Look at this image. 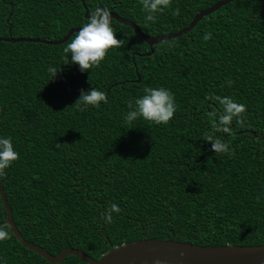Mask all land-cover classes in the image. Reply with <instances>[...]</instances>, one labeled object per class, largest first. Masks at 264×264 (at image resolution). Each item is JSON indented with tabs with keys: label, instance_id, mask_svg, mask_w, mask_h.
<instances>
[{
	"label": "trees",
	"instance_id": "trees-1",
	"mask_svg": "<svg viewBox=\"0 0 264 264\" xmlns=\"http://www.w3.org/2000/svg\"><path fill=\"white\" fill-rule=\"evenodd\" d=\"M217 1L171 0L145 25L140 0H0V37L59 39L85 21V8L98 7L157 35ZM111 24L123 45L84 72L63 63L75 32L57 44L0 39V135L19 153L0 185L22 237L52 255L73 247L93 258L142 237L264 244V200L257 199L264 190V0L229 1L150 53L130 26ZM49 67L57 69L52 77ZM144 86L174 93L167 125L123 123ZM90 87L104 91L107 103L72 107ZM213 95L246 106L231 134L216 133L229 145L225 153L204 140L218 108ZM112 203L120 212L105 222ZM5 214L0 198V222ZM0 225L10 233L0 241L4 264H87L72 254L51 263Z\"/></svg>",
	"mask_w": 264,
	"mask_h": 264
},
{
	"label": "clouds",
	"instance_id": "clouds-1",
	"mask_svg": "<svg viewBox=\"0 0 264 264\" xmlns=\"http://www.w3.org/2000/svg\"><path fill=\"white\" fill-rule=\"evenodd\" d=\"M171 0H140L142 21L145 25L154 23L159 13L170 7ZM112 16L107 7H98L88 14L85 21L75 30L68 42L62 49L63 63L76 65L79 71L84 72L90 68L97 67L105 58L109 49H115L123 45L124 41L114 35L112 27ZM211 33H204L203 39L207 40ZM51 77L57 69L49 67ZM50 77V78H51ZM231 81H226L231 85ZM212 100L216 102L218 108H214L209 113L210 118L215 116L211 124L212 131L204 136L205 141H209L211 150L214 153L228 152L229 145L216 133L231 134L229 125L235 119L241 123L245 118L246 106L237 102L228 95H213ZM101 102L107 103L104 91L90 87L88 90H81L78 98L71 105L78 111L88 108L99 107ZM177 104L174 93L164 86H144L139 95L133 97L127 103V111L123 114L122 120L126 125L143 120L152 125H167L176 111ZM19 156L13 140L10 136L0 135V178L6 175V170L17 160ZM258 200H264V190L258 193ZM120 208L112 203L103 212L105 222H110L113 213H119ZM9 231L6 225H0V241L9 238ZM0 264H4L0 260ZM158 264V262H157Z\"/></svg>",
	"mask_w": 264,
	"mask_h": 264
},
{
	"label": "water",
	"instance_id": "water-1",
	"mask_svg": "<svg viewBox=\"0 0 264 264\" xmlns=\"http://www.w3.org/2000/svg\"><path fill=\"white\" fill-rule=\"evenodd\" d=\"M232 0H218L214 4L196 13L192 19L183 27L168 33L148 35L141 31L133 21L119 16L110 11L112 19L130 26L135 33L149 45L150 53L152 45L162 40L177 37L190 30L195 23L204 15L218 9L220 6ZM84 4V0H81ZM84 15L88 16V9L85 8ZM79 26L70 28L67 33L59 39H44L39 37H0V39L16 41H35L49 44H57L66 40ZM147 53V54H148ZM0 198L5 209V218L0 224H7L18 241L25 247L34 250L51 263L61 262L67 255L72 254L82 259L87 264H264V244L256 245H202L188 241L174 239H157L142 237L140 239L111 246L110 249L98 258H93L79 249L68 247L56 255H52L40 245L27 241L20 234L14 223L11 209L7 203L5 192L0 185Z\"/></svg>",
	"mask_w": 264,
	"mask_h": 264
}]
</instances>
